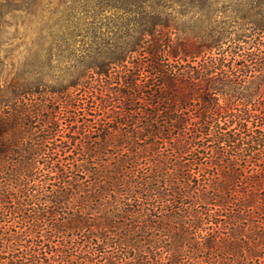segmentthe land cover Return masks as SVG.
<instances>
[{
	"label": "trees",
	"instance_id": "obj_1",
	"mask_svg": "<svg viewBox=\"0 0 264 264\" xmlns=\"http://www.w3.org/2000/svg\"><path fill=\"white\" fill-rule=\"evenodd\" d=\"M177 1L94 0L0 76V264H264V0L184 37Z\"/></svg>",
	"mask_w": 264,
	"mask_h": 264
},
{
	"label": "rangeland",
	"instance_id": "obj_2",
	"mask_svg": "<svg viewBox=\"0 0 264 264\" xmlns=\"http://www.w3.org/2000/svg\"><path fill=\"white\" fill-rule=\"evenodd\" d=\"M94 7V0H0V76L7 81L17 73H25L29 59L35 55L44 60L49 45L56 55L66 38L60 29L73 25L80 12L88 14ZM171 15L179 37L186 36L197 17L189 12L186 0L175 2ZM219 19L210 23L215 25Z\"/></svg>",
	"mask_w": 264,
	"mask_h": 264
}]
</instances>
